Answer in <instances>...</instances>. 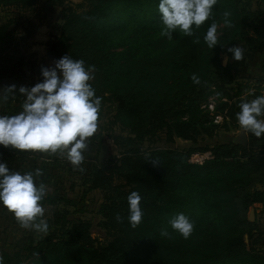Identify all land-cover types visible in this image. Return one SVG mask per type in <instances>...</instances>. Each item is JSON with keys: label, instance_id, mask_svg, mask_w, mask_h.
<instances>
[{"label": "trees", "instance_id": "16d2710c", "mask_svg": "<svg viewBox=\"0 0 264 264\" xmlns=\"http://www.w3.org/2000/svg\"><path fill=\"white\" fill-rule=\"evenodd\" d=\"M39 1L0 0V5L60 7L57 32L45 42L46 58L58 61L69 55L84 60L86 68L94 65L90 83L101 98L99 121L107 114L103 127L118 125L127 133L109 132L117 153L99 160L83 181V194L103 191L97 222L102 237L93 234L89 218L72 215L83 209L81 200L47 193L43 204L57 207L46 218L48 231L33 230L13 249H3V264H264V218L248 216L257 203L264 205V146L251 140L244 146L233 141L234 135L187 148L156 144L161 138L212 135L220 124L202 104L213 92L221 99L216 113L235 126L239 104L263 95L262 87L244 94L239 84L232 92L238 69L222 56H230L228 49L240 42H264V25L252 0H218L212 18L199 29L193 26L194 36L176 31L172 39L160 34L159 0H43L37 6ZM225 11L231 13L232 28L223 25ZM213 20L220 25L223 46L209 49L203 37ZM17 27L0 20V69L29 63L43 80L44 66L25 50L31 46L25 40L33 34L32 25L25 26V34ZM196 36L199 44L193 43ZM193 73L199 85L192 82ZM102 136L98 131L92 138ZM6 149L22 161L30 153ZM207 149L212 158L189 160L193 151ZM132 191L141 195L144 213L135 229L128 222ZM260 211L264 214V207ZM180 213L194 223L188 239L168 224ZM161 228L171 238L161 237Z\"/></svg>", "mask_w": 264, "mask_h": 264}, {"label": "clouds", "instance_id": "9594fccd", "mask_svg": "<svg viewBox=\"0 0 264 264\" xmlns=\"http://www.w3.org/2000/svg\"><path fill=\"white\" fill-rule=\"evenodd\" d=\"M217 3L218 0H159L161 36L172 39L176 31L194 36L193 26L199 29L211 19ZM230 15L228 11L223 13L226 28L234 26ZM219 27L213 20L203 37L209 49L220 44L222 33ZM193 43L199 44L200 37L196 36ZM228 51L235 61L244 58V50L240 46L231 47ZM41 71L43 82L31 88L19 87V94L25 97L22 111L16 115L0 116V145L23 152L60 156L83 172L84 153L89 148L90 138L98 130L101 107V98L95 95L90 83L94 79L95 66L86 68L84 60H74L66 55L56 61L54 67H45ZM191 80L197 85L201 83L195 73ZM15 93V85L0 89V102H7ZM239 108L237 120L244 134L251 133L256 138L264 136V95L241 102ZM42 174L39 168L26 173L10 171L5 163H0V204L14 215L21 228L46 233L48 223L43 201L47 189L44 183L37 184V178ZM141 200L137 191H132L127 197L128 222L133 229L143 219ZM117 219L122 220V217L117 216ZM168 224L184 239H188L194 230V223L183 213L173 216ZM160 235L171 238L167 228H161ZM0 264H3V256H0Z\"/></svg>", "mask_w": 264, "mask_h": 264}, {"label": "rangeland", "instance_id": "374dc122", "mask_svg": "<svg viewBox=\"0 0 264 264\" xmlns=\"http://www.w3.org/2000/svg\"><path fill=\"white\" fill-rule=\"evenodd\" d=\"M83 0H70V2L79 3ZM43 0L38 2V5L43 4ZM252 6L256 10L264 25V0H252ZM41 9V10H39ZM59 6H51L47 9H24L14 5L2 6L0 5V20H10L11 25H18L17 29L20 34H25V26L31 24L33 29V34L28 37L25 41L31 42V46L25 47L26 53L34 52V57L39 56L40 53L45 52L44 44L45 41L50 37L51 33L57 32L56 25L59 22ZM38 10L40 12H38ZM36 11V12H35ZM33 23V24H32ZM253 29H250V33ZM244 50V58L241 61H235L233 59V54L230 56L228 53H223L224 62L230 61L236 64L238 69V79L234 81V88L232 92L236 91L239 86L243 89L244 94H250L262 87L264 89V42L261 44L245 46L244 42L238 44ZM227 57V59H225ZM42 62V58H38ZM55 63L49 65V68L54 67ZM251 95V94H250ZM212 98L215 101V109L211 111L206 108L210 113H216L217 106L220 102V98L216 92L211 93L207 99V102ZM218 113L222 114L220 111ZM107 114L104 115L98 123V131H101L103 136L102 139L90 138L89 148L84 153L85 160L82 167L85 169L83 172L75 169L69 161L60 156H48L39 152H31L24 157L23 161L20 162L19 157H15L18 162H16L18 171L21 173L35 172L37 168L41 169L43 174L37 178V184L44 183L47 189V193H56L59 195H65L72 198H77L82 210H77L71 212L72 215H81L83 217L89 218L94 223L93 234L95 236L102 237L103 232L97 226V222L101 219V214L98 211L99 205L103 199V191L101 190H91L87 194H83L84 178L89 175L93 169V166L99 161V154L101 151V146L106 143V155L104 160L111 158L115 153H117V148L114 145L113 138L109 134L110 131L127 133L126 129L115 125L112 129L103 127L108 125ZM214 117V115H213ZM215 121V119H214ZM220 125L216 128L212 135L202 134L195 139H185L177 137L174 141H166L165 138L159 139L156 144H166L171 146H178L180 148H187L189 146L202 145L206 143L223 142L231 138L235 133L239 132L241 128L235 126L230 119L223 118L219 121H215ZM250 137L252 139V144L257 146H264V136L261 138H256L251 133ZM150 143H146L147 146ZM211 150V149H207ZM257 150H260L259 147ZM18 156V154H17ZM13 157V156H12ZM10 164V163H9ZM11 165V164H10ZM20 166V168H19ZM13 167V166H11ZM20 169V170H19ZM9 170H13L10 168ZM46 208L45 219L48 216L57 213V207L51 205H44ZM257 209L254 208L255 218L257 216L264 218V214L260 211L264 205L256 204ZM73 210V208H72ZM250 211L248 212V216ZM261 221L264 222V219ZM33 230L21 228L14 215L9 212L6 207L0 204V255L3 249H13L15 242L22 237H25Z\"/></svg>", "mask_w": 264, "mask_h": 264}, {"label": "crops", "instance_id": "0c3cea01", "mask_svg": "<svg viewBox=\"0 0 264 264\" xmlns=\"http://www.w3.org/2000/svg\"><path fill=\"white\" fill-rule=\"evenodd\" d=\"M44 44L46 45V43ZM44 50L45 52L40 53L39 56L36 55L35 58L37 59V61H40V59L38 58H42L41 64L44 66V68L45 67L49 68V65L53 66V63H55L56 61L52 59H47L45 47ZM40 82H43V80L39 79L36 69L33 68L32 65L29 63L19 67H10V68L2 67L0 69V89H4L7 86L15 85L16 95L10 96L7 102H0V116L16 115L20 111H22V104L25 97L19 94V87L24 86L27 88H31L35 86V84ZM248 135H249V140L252 141L249 133ZM6 150L7 149L4 146L0 145V163H5L9 169L10 168L13 169L10 171H18L16 162H18L19 160H17L14 156L12 157ZM20 162L22 161L20 160Z\"/></svg>", "mask_w": 264, "mask_h": 264}, {"label": "built area", "instance_id": "2783aa9c", "mask_svg": "<svg viewBox=\"0 0 264 264\" xmlns=\"http://www.w3.org/2000/svg\"><path fill=\"white\" fill-rule=\"evenodd\" d=\"M262 94L264 95V89H262ZM215 101L212 100V98L209 99V101L202 104V107L209 108L211 111H214L215 109ZM223 118V114L215 113L214 119L215 121H219ZM213 152L212 150H195L190 154L189 160L191 162H197L202 163L207 158H212Z\"/></svg>", "mask_w": 264, "mask_h": 264}, {"label": "water", "instance_id": "95a60500", "mask_svg": "<svg viewBox=\"0 0 264 264\" xmlns=\"http://www.w3.org/2000/svg\"><path fill=\"white\" fill-rule=\"evenodd\" d=\"M233 141L236 142V143L242 144L244 146H247L249 144V136H248V134L247 135L244 134L243 130L241 129L237 134L234 135ZM106 146H107L106 143H103L102 146H101V151H100V154H99V160L100 161L104 160V157L106 155V152H105ZM249 218L251 220L255 219L254 208L253 207L250 209Z\"/></svg>", "mask_w": 264, "mask_h": 264}]
</instances>
